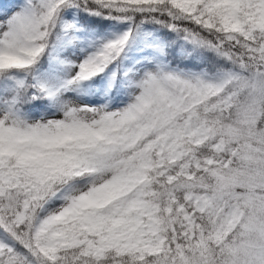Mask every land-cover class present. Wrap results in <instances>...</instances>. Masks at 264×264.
Wrapping results in <instances>:
<instances>
[{"label":"snow or ice","instance_id":"snow-or-ice-1","mask_svg":"<svg viewBox=\"0 0 264 264\" xmlns=\"http://www.w3.org/2000/svg\"><path fill=\"white\" fill-rule=\"evenodd\" d=\"M0 264H264V0H0Z\"/></svg>","mask_w":264,"mask_h":264}]
</instances>
